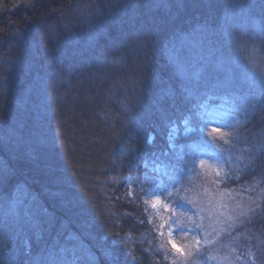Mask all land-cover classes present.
Instances as JSON below:
<instances>
[{
    "label": "trees",
    "instance_id": "obj_1",
    "mask_svg": "<svg viewBox=\"0 0 264 264\" xmlns=\"http://www.w3.org/2000/svg\"><path fill=\"white\" fill-rule=\"evenodd\" d=\"M18 4L0 0V264H213L209 247L179 255L141 200L158 184L195 217L183 193L203 152L223 165L207 186L233 207L234 260L264 264V89L213 66L233 45L264 56V0ZM198 28L217 44L187 78L169 51ZM220 103L236 120L209 146Z\"/></svg>",
    "mask_w": 264,
    "mask_h": 264
},
{
    "label": "rangeland",
    "instance_id": "obj_2",
    "mask_svg": "<svg viewBox=\"0 0 264 264\" xmlns=\"http://www.w3.org/2000/svg\"><path fill=\"white\" fill-rule=\"evenodd\" d=\"M37 1L39 0H18L20 2L18 8H28ZM86 9L90 15L97 13V10L95 11L92 6H88ZM213 36L215 34L212 31L198 28L173 46L169 51V60L181 75L195 78L204 69L206 70V65L200 67L197 66V62L214 48L215 43L217 44V41L212 39ZM224 55L227 57L225 65L219 69V59H217L213 64L216 69L225 74H232L236 69L244 80L253 84L259 83L261 76L264 75V56L257 50L233 45L228 54ZM235 120L225 103L214 105L207 112L205 118L207 124L204 128L207 134L205 136L206 145L215 146L219 141L227 140L228 135H218L212 130L218 128L221 133H224L223 127L235 123ZM174 136L171 134V139ZM197 163V171L189 181L191 187L187 193L186 191L183 193V200L193 204L191 205L195 209V217L193 214L185 215L179 212L178 207L173 205V191L170 190L163 196L158 184L146 187L141 200L149 207L152 219L160 227L161 236L171 246L175 244L184 254L209 247L210 261L213 264H237V260L233 258L234 250L230 248L232 243L227 242L229 233L234 226L231 205L225 196L226 193L219 192L220 190L216 191L217 189L213 191V188L207 186L212 178H217L222 173V162L212 152H203ZM194 176L196 177L194 178ZM198 178L200 180L195 184ZM154 204L155 207H153ZM194 218L198 219L200 227L202 225L200 237H197L190 227ZM189 234H192L190 238ZM178 237L183 246L178 244ZM187 238L189 239L187 240ZM248 253L252 254L253 251H250L249 248ZM238 258L240 259V257Z\"/></svg>",
    "mask_w": 264,
    "mask_h": 264
},
{
    "label": "snow or ice",
    "instance_id": "obj_3",
    "mask_svg": "<svg viewBox=\"0 0 264 264\" xmlns=\"http://www.w3.org/2000/svg\"><path fill=\"white\" fill-rule=\"evenodd\" d=\"M19 6V5H18ZM149 6V5H146ZM178 6L179 7H183V0H178ZM233 9L237 8V7H243L240 5H233L232 6ZM262 7H264V5H262ZM253 24H257V21L253 20ZM220 41H222L224 43V45L227 47L231 41H232V36L231 34L229 35H225V33L222 31L220 36H219ZM219 59V65L218 68L222 69L223 66L226 63L227 57L224 55L223 51L221 52V56L218 58ZM224 82V81H223ZM231 81L228 83L230 84ZM259 86L264 89V75L261 76L260 81H259ZM214 133L218 134V135H223V136H227L229 135L228 133L224 132L221 133L220 130L218 128H213L212 130ZM7 178V173L5 172V170L0 169V181H3ZM153 207H155V204L153 205ZM173 249L179 254V255H184V253L181 251L180 248H178L175 244L172 245Z\"/></svg>",
    "mask_w": 264,
    "mask_h": 264
}]
</instances>
